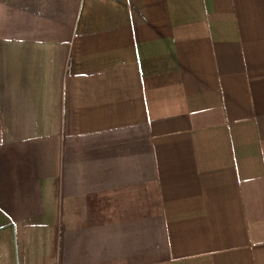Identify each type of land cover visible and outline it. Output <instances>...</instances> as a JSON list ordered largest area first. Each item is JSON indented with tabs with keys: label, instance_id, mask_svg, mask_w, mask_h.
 <instances>
[{
	"label": "crops",
	"instance_id": "0c3cea01",
	"mask_svg": "<svg viewBox=\"0 0 264 264\" xmlns=\"http://www.w3.org/2000/svg\"><path fill=\"white\" fill-rule=\"evenodd\" d=\"M0 264H264V0H0Z\"/></svg>",
	"mask_w": 264,
	"mask_h": 264
}]
</instances>
